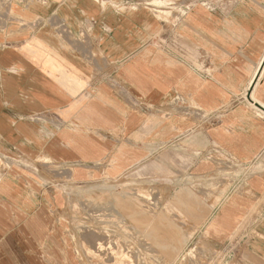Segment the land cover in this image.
<instances>
[{
  "label": "crops",
  "instance_id": "crops-1",
  "mask_svg": "<svg viewBox=\"0 0 264 264\" xmlns=\"http://www.w3.org/2000/svg\"><path fill=\"white\" fill-rule=\"evenodd\" d=\"M155 1L0 0V264H80L103 199L162 260L264 264V0Z\"/></svg>",
  "mask_w": 264,
  "mask_h": 264
},
{
  "label": "rangeland",
  "instance_id": "rangeland-1",
  "mask_svg": "<svg viewBox=\"0 0 264 264\" xmlns=\"http://www.w3.org/2000/svg\"><path fill=\"white\" fill-rule=\"evenodd\" d=\"M155 2L158 3L160 2V0H156ZM130 184L126 183V185ZM138 184L139 183H136V186H133L134 190L131 189L133 192H135V197L134 195H131L133 197L132 200H136L134 204V211L146 210L148 214L147 220L153 221L155 217L156 202H159V204H161L162 202L163 212L165 213V216L168 217L171 221H174L176 223L180 222L183 224L184 215L177 214V212L180 210L178 209V205H180V203H178V200L177 198H175V196L172 198L173 193H171L170 191H165L164 186L160 189V185H157L159 189L157 190L158 195L156 197L154 183H148L147 192L136 188ZM119 190L123 191L122 183H116L115 185L116 201L118 199L117 191ZM126 191L128 192V190ZM119 199H123L122 195ZM89 202L87 201L88 205L91 204V200ZM105 203V199L100 201L101 206L99 208L98 214L90 211L84 214L82 220L83 224L88 223L87 225L90 226L91 222L98 223V229L83 231V235L85 233H89V236L96 239L93 241V244L89 242L87 243L86 241L83 242L81 258L82 261L80 262V264H219V261L221 259V256L219 257V254L221 255V253H219V250L213 251L215 253L214 260L216 261V263H214V260L209 261V257L211 256L207 257L208 251L204 252L205 250L202 246L180 247L178 253L182 255L181 257L183 260L181 261L171 262L162 260L161 258H163V256L160 253V248L151 244V241L148 238L140 239L137 232L124 229L123 215L116 214L114 218H112L106 212ZM131 216L138 217V213L132 214ZM113 224L114 229L112 226ZM167 248L168 247H163L164 252L162 253H170V247L168 249ZM234 249L235 247L229 251L227 257L223 254L224 258H229L230 256H232Z\"/></svg>",
  "mask_w": 264,
  "mask_h": 264
},
{
  "label": "bare ground",
  "instance_id": "bare-ground-1",
  "mask_svg": "<svg viewBox=\"0 0 264 264\" xmlns=\"http://www.w3.org/2000/svg\"><path fill=\"white\" fill-rule=\"evenodd\" d=\"M98 244V243H97ZM115 247V246H114ZM116 248V247H115ZM97 251V250H96ZM107 253V252H106ZM109 254V253H108Z\"/></svg>",
  "mask_w": 264,
  "mask_h": 264
}]
</instances>
